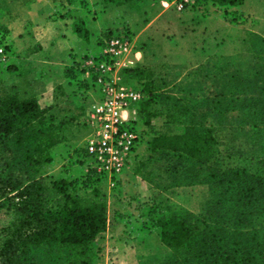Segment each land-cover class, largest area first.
I'll return each instance as SVG.
<instances>
[{"label": "rangeland", "instance_id": "1", "mask_svg": "<svg viewBox=\"0 0 264 264\" xmlns=\"http://www.w3.org/2000/svg\"><path fill=\"white\" fill-rule=\"evenodd\" d=\"M237 4L229 8L242 14L237 22L223 18L222 12L214 6L201 22H193L191 11L177 12L169 8L173 10L171 14L187 23L185 28L189 31L207 19L214 20L215 41L225 47L221 53L209 55H216L211 60H199L194 65H167L160 32L148 35L144 30L156 12L151 0H0V46H6L8 51V57H0V96H34L42 108H48L52 103L54 79L61 81L75 97L64 98L56 105L58 110H54L56 120L67 124L62 123L59 129H45L42 137H37L34 134L37 130L33 129L24 134L26 145L32 147V155L39 161L28 173L42 176L46 185L54 179L75 182L85 177L87 169L82 148L89 132L86 116L90 106L101 99L96 86L84 87L64 81L65 69H81L87 57L100 53L102 40L112 35L127 37L134 49L147 48L146 58L141 63L152 72L154 80L150 87L155 90L142 91V111L136 115L140 139L127 167L120 176L91 174L86 183L76 187L83 203H104L108 217L107 229L92 244L91 264H161L171 254V249L160 241L159 221L181 208L196 215L203 214L211 198L208 183L184 184L176 175L171 176L164 170V161L157 159L150 148L151 127L162 133L180 132L198 117L205 125L218 127V144L212 153L219 167L262 168L264 124L257 122L258 132H247L249 121L239 107H224L222 112L226 113L219 118L207 111L205 104L206 96L219 92L227 97L232 93L243 97L241 79L253 78L264 63V0H241ZM225 32L226 36H220ZM134 66L135 60L119 70V82L127 85L122 71ZM194 69L198 79L191 82L193 74H185ZM161 78L165 82L160 81ZM127 83L131 88H140L135 79H128ZM182 86L187 90L185 94L181 92ZM161 92L171 97H157L155 102L146 104L150 95ZM183 105L189 107L187 114L180 111ZM191 116L193 120L189 119ZM147 119L149 124L145 123ZM54 138L60 141L53 144ZM58 197L54 190L50 191L52 203H58ZM11 198L0 195L1 240L3 228L15 216L13 202L16 199Z\"/></svg>", "mask_w": 264, "mask_h": 264}, {"label": "trees", "instance_id": "2", "mask_svg": "<svg viewBox=\"0 0 264 264\" xmlns=\"http://www.w3.org/2000/svg\"><path fill=\"white\" fill-rule=\"evenodd\" d=\"M240 1L203 0L231 22L242 18L240 12L229 9ZM207 12H195L191 19L200 22ZM65 70L64 74L78 86L98 88L92 75L83 77V69ZM196 72V69L188 71L185 76L193 74L191 82L197 81ZM122 73L127 85L128 79H135L139 90L145 93L155 90L150 87L154 80L152 72L144 64L126 68ZM241 83H244L243 97L236 93L227 97L219 92L206 96L205 104L207 111L219 118L226 113L222 112L224 107H239L249 121L246 131L255 133L257 122L264 124V63L253 78L241 79ZM184 87H181L183 94L187 91ZM157 97L171 96L162 92L150 95L146 104L155 102ZM141 103L142 100L137 104V115L142 111ZM50 108H42L34 96H0V195L16 199L14 219L1 234L0 264H91L92 244L108 226L104 203H83L76 191L77 185L82 186L95 173L92 170L87 169L85 177L77 182L59 178L50 181V185L35 172L28 173L39 161L33 157L32 147L26 145L25 132L37 130L34 134L42 137L45 129H59L65 124L54 122L56 117ZM180 109L182 114L189 112L186 105ZM138 121L137 116L135 130ZM44 123L47 126H40ZM145 123L149 124V119ZM217 128L205 125L198 117L180 132L162 133L151 127L150 148L157 159L164 161V170L184 184L206 182L211 187V198L203 214L181 208L159 221L160 241L171 249L161 264H264V157L261 169L219 167L212 153L218 144ZM59 141L54 138L52 143ZM51 190L59 194L60 201L56 204L50 199Z\"/></svg>", "mask_w": 264, "mask_h": 264}, {"label": "built area", "instance_id": "3", "mask_svg": "<svg viewBox=\"0 0 264 264\" xmlns=\"http://www.w3.org/2000/svg\"><path fill=\"white\" fill-rule=\"evenodd\" d=\"M177 12L203 13L210 2L203 0H168L163 3ZM132 41L122 35L102 40L100 53L87 57L81 64L86 77L92 75L101 99L88 109L86 124L89 128L84 141L85 165L97 174L118 175L127 167L138 140L135 130L137 104L144 93L119 82L118 72L136 60ZM0 57L8 53L0 46Z\"/></svg>", "mask_w": 264, "mask_h": 264}, {"label": "crops", "instance_id": "4", "mask_svg": "<svg viewBox=\"0 0 264 264\" xmlns=\"http://www.w3.org/2000/svg\"><path fill=\"white\" fill-rule=\"evenodd\" d=\"M167 1L168 0H151V4L154 6L153 8L156 9V12L151 16L150 20L144 27V30L148 31V35L150 33L153 34L155 32H160L159 36L161 37V45L163 53L167 59V64L194 65L195 62L197 63L199 60L209 58V55L222 52L225 44L216 43L215 41L217 27H214V20L207 19L197 25L195 29H193L194 27H191V30L189 31L185 28L187 26L185 21L182 22L180 17L171 14L173 11L169 9L171 7L163 6L162 2L166 3ZM226 34V32L220 33V36H226ZM149 46L147 45V47ZM135 50H137V53L135 54V65L142 64L141 61L146 58L147 48L142 50L138 47ZM63 77L64 81L73 82L65 74H63ZM52 84V103H50L52 105L49 104V106L52 107L53 114H55L54 110H58V108H56L58 106L56 105L62 102L64 98L70 100L75 97L72 95L73 93L71 91L69 92L67 87L61 83V81H55L53 79ZM64 92H68L69 95L67 96ZM71 107L73 109L76 108L73 104ZM54 122L57 123L58 121L55 120ZM72 122L73 124L76 123L75 121ZM65 124H67V122Z\"/></svg>", "mask_w": 264, "mask_h": 264}]
</instances>
